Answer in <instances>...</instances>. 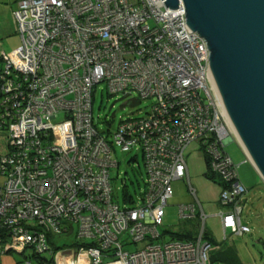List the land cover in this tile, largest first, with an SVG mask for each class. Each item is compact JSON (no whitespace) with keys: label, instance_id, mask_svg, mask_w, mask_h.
I'll use <instances>...</instances> for the list:
<instances>
[{"label":"built area","instance_id":"obj_1","mask_svg":"<svg viewBox=\"0 0 264 264\" xmlns=\"http://www.w3.org/2000/svg\"><path fill=\"white\" fill-rule=\"evenodd\" d=\"M164 1H17L19 45L0 53V225L7 233L0 259L15 252L27 255L23 264H34L31 254L35 264H208L209 215L218 218L221 239L250 232L241 221L247 188L223 149L231 139L240 143L210 73L207 42L186 26L181 2L171 9ZM100 83L109 95L151 100L144 116L121 119L110 140L93 123ZM197 140L221 182L212 214L187 175V150ZM114 145L141 151L145 171L139 200L122 207L112 198ZM184 178L199 212L181 204L179 217H197L199 232L195 240L159 243L172 182ZM70 233L74 240L58 245Z\"/></svg>","mask_w":264,"mask_h":264},{"label":"rangeland","instance_id":"obj_2","mask_svg":"<svg viewBox=\"0 0 264 264\" xmlns=\"http://www.w3.org/2000/svg\"><path fill=\"white\" fill-rule=\"evenodd\" d=\"M13 1L14 0H0V19L8 17V15L3 11L5 10L3 7L4 4L8 3L10 5L13 3ZM6 28V25L3 22H0V53H9L19 45V37L18 35H14V31L13 35L11 36H3L4 34H2V31L7 30ZM93 96V123L108 140H110L111 134L116 130L121 119H125L126 117L130 116H144L145 113L150 110L151 106V100L145 99L139 101L135 92H131L130 94L116 93L109 95L103 83H100L96 86L93 91ZM62 116V113H60L56 120H60ZM197 142L198 140L192 143L187 150L186 161L189 167L188 177L192 187L196 190V196L199 199L203 210L210 214V212L214 211V208L217 207L213 200L217 195L218 189L215 183L206 180L203 176V172L205 171V163L202 152L198 148ZM223 149L230 155L233 162L237 165V172L241 182L244 183V179L251 175L254 178L253 180L256 179L255 183L259 182L258 184H255L249 188V194L247 195L249 200L247 203L243 204L241 213L243 222L246 220L249 221L250 219L253 220L255 215L252 205L255 203V198H253L254 196L252 194L258 192L259 189L264 190V182L255 168L251 165L250 161L244 158L241 153L240 146L236 140L231 139L229 142L225 143L223 145ZM135 155H137L136 160H131ZM112 157L118 162V166L112 167L110 169L113 200L120 207L124 206L125 201L123 199V194L124 189H126L125 192H127V194L135 201H138L140 198V193L144 187L145 178L141 151L136 150L135 148L131 149L130 151H122L119 146L114 145ZM249 166H252V168ZM251 170L253 172L252 174ZM3 180V177L0 176V184L3 182ZM171 186L173 194L164 208V216L160 220V225L158 226V230L161 234V237L157 240L159 243L176 239L173 237L172 233L180 230L184 224L187 223L186 227L188 229L191 226L190 223L193 222L192 219H190L188 222H185L187 220L179 217V205L195 203V210L196 212H199V207L195 202L194 197L188 191V183L186 178L183 180L173 181ZM247 193L248 191L246 194ZM204 227L211 231V233L214 234L218 239H221L220 227L217 224V220L212 215L207 217ZM73 240L74 234L70 233L66 236L60 237L58 240V245L64 246L63 244H69ZM257 241V237L253 238L252 234L248 233H244L242 235H230L228 239H226V242L235 248V254L239 261L240 259L242 260L243 264H264V259L260 257V251L263 252V245ZM144 244L145 242L129 244L126 249L130 251L136 250L143 247ZM13 253L18 254L15 252ZM26 253L30 254L31 249H27ZM37 259V257H31V260L34 264L37 262ZM213 264L220 263L213 262Z\"/></svg>","mask_w":264,"mask_h":264},{"label":"water","instance_id":"obj_3","mask_svg":"<svg viewBox=\"0 0 264 264\" xmlns=\"http://www.w3.org/2000/svg\"><path fill=\"white\" fill-rule=\"evenodd\" d=\"M179 2L186 26L207 42L224 110L264 182V0L164 1L171 9Z\"/></svg>","mask_w":264,"mask_h":264},{"label":"crops","instance_id":"obj_4","mask_svg":"<svg viewBox=\"0 0 264 264\" xmlns=\"http://www.w3.org/2000/svg\"><path fill=\"white\" fill-rule=\"evenodd\" d=\"M17 1L18 0H14L12 4H8V3H5L4 4V8L5 10L4 13L8 15V17H4V19H0V22H3L5 25H6V29L5 31H2V34H4L3 36H11L13 35H18L15 31V25H14V21L12 19V10L16 7V4H17ZM12 27V29H11ZM14 27V28H13ZM14 29V30H13ZM14 31V32H13ZM17 37V36H16ZM19 37V36H18ZM240 146V144H238ZM240 149H241V153L242 155L244 156V158L246 160H248L244 150L242 149V147L240 146ZM249 161V160H248ZM187 162V161H186ZM205 163V161H204ZM251 163V162H250ZM250 165V164H249ZM252 165V164H251ZM253 166V165H252ZM252 166H249L252 168ZM254 167V166H253ZM205 170H206V164H205ZM256 170V169H255ZM205 172V171H204ZM204 172H203V176H204ZM252 170H251V174H252ZM258 173V172H257ZM187 175L189 176V167L187 165ZM254 175V174H253ZM239 176V175H238ZM205 177V176H204ZM189 178V177H188ZM206 180L208 181H211L209 179H207L205 177ZM253 176H247L245 179H244V183L243 185L247 188V191L248 193L245 194L243 196V198L241 199V206L243 208V204L247 203L249 198H247V195L249 194V188H251L252 186H254L255 184H258V183H255L256 179L253 180ZM239 180L241 181V179L239 178ZM213 182V181H211ZM215 183V182H213ZM217 185V195L215 197V199L213 200L214 203H216L217 207L214 208L215 210L210 212V214L214 213L215 211H217L219 209V204H218V200H217V197H218V193H219V185L217 183H215ZM260 187V186H259ZM263 190V189H262ZM261 189L258 190V192H255V194H252L253 198H255V203H253L252 205V209L254 211V219H250L249 221L246 220L245 222L242 221V218H241V221L243 224L249 226L250 228V232L248 234H252V237L253 238H258V241L257 242H260L262 245H263V252L260 251L261 255L260 257H262L264 259V190L262 191ZM252 199V198H251ZM242 213V211H241ZM214 217V216H213ZM216 220H217V224L219 225L220 227V231H221V234H222V229H221V226H220V222L218 220L217 217H214ZM214 235V234H213ZM214 237L217 239V240H221L220 238L218 239L215 235ZM228 246L231 248V249H235L234 247H232L231 244H228ZM235 251V250H234ZM23 257V258H22ZM23 259H24V256H22L20 254L19 256V253L18 254H14V253H6L4 255L1 256V259H0V264H23ZM241 263H242V260L240 259ZM217 263H220V264H231V263H226L224 261H216ZM208 264H213V262H210ZM243 264V263H242Z\"/></svg>","mask_w":264,"mask_h":264},{"label":"trees","instance_id":"obj_5","mask_svg":"<svg viewBox=\"0 0 264 264\" xmlns=\"http://www.w3.org/2000/svg\"><path fill=\"white\" fill-rule=\"evenodd\" d=\"M200 150L202 151V155H203V158H204V161L206 164V170L204 172V176L207 179L217 183L218 185H221V182H220V179L218 178V176L209 170L207 158H206L205 154L203 153V148H200ZM131 160H133V159H131ZM125 191H126V189H124V194H123L124 195V197H123L124 201H126L127 198L131 197ZM191 219L193 220V222L190 223V225H191L190 227L188 226L189 229L186 227V225H187V223H186V224H184V226L181 227L180 230L172 233L173 237L176 238L174 240H182V241L195 240V238L197 237V234L199 232V229H200V220L197 217H194ZM186 220L187 221H185V222L190 221V219H186ZM5 235H7V233L0 225V238L1 237L4 238ZM202 237H203L204 241L209 243V246H210L209 250H208V263L222 260L226 263L241 264V261H239V259L237 258L235 251L228 246L226 239L217 240L214 237V235L211 233V231H209L205 227L203 229ZM21 255L24 257H27V255H25V253H21ZM29 257L31 258V257H36V256L34 254H31Z\"/></svg>","mask_w":264,"mask_h":264},{"label":"bare ground","instance_id":"obj_6","mask_svg":"<svg viewBox=\"0 0 264 264\" xmlns=\"http://www.w3.org/2000/svg\"><path fill=\"white\" fill-rule=\"evenodd\" d=\"M225 114H226V112H225ZM226 117H227V122H229V123L231 124V122H230V120H229L227 114H226Z\"/></svg>","mask_w":264,"mask_h":264}]
</instances>
